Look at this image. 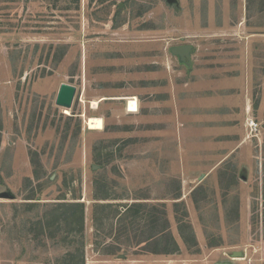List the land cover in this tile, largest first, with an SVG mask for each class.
Returning <instances> with one entry per match:
<instances>
[{"label":"rangeland","instance_id":"374dc122","mask_svg":"<svg viewBox=\"0 0 264 264\" xmlns=\"http://www.w3.org/2000/svg\"><path fill=\"white\" fill-rule=\"evenodd\" d=\"M3 192L0 264H264V0H0Z\"/></svg>","mask_w":264,"mask_h":264},{"label":"trees","instance_id":"16d2710c","mask_svg":"<svg viewBox=\"0 0 264 264\" xmlns=\"http://www.w3.org/2000/svg\"><path fill=\"white\" fill-rule=\"evenodd\" d=\"M252 1V0H251ZM255 0H253L254 2ZM38 177V176H37ZM28 200H33V198H28ZM35 208H39L40 205H33ZM55 206L53 210H47L44 213L43 217H39V226L46 228H51L55 224L60 226V223H74V232H78L82 234L80 237V241H74L78 245L75 246L74 251H70L66 254V256L61 261V264H85V240L83 238V229H84V222H85V205L80 202L76 203H61L59 205H52ZM50 207V206H48ZM130 209V208H129ZM128 209V210H129ZM96 219V217L94 216ZM188 240L191 239H187ZM65 242V238L63 239ZM176 246V245H175Z\"/></svg>","mask_w":264,"mask_h":264},{"label":"water","instance_id":"95a60500","mask_svg":"<svg viewBox=\"0 0 264 264\" xmlns=\"http://www.w3.org/2000/svg\"><path fill=\"white\" fill-rule=\"evenodd\" d=\"M191 52H192V47L189 45L175 47L172 49V53L175 56L179 57L180 61L183 63H188L191 60ZM76 94H77V87L71 84L63 83L58 91V95L56 98V105L61 108L71 109L74 104ZM0 198L14 200L15 195L11 192H3L0 193ZM243 257L244 255L242 252L233 253V258H243Z\"/></svg>","mask_w":264,"mask_h":264},{"label":"bare ground","instance_id":"6f19581e","mask_svg":"<svg viewBox=\"0 0 264 264\" xmlns=\"http://www.w3.org/2000/svg\"><path fill=\"white\" fill-rule=\"evenodd\" d=\"M69 113V112H68ZM87 124L92 130H102L104 128V121L99 117H91L87 120Z\"/></svg>","mask_w":264,"mask_h":264},{"label":"crops","instance_id":"0c3cea01","mask_svg":"<svg viewBox=\"0 0 264 264\" xmlns=\"http://www.w3.org/2000/svg\"><path fill=\"white\" fill-rule=\"evenodd\" d=\"M131 102H132V108L134 109L133 111H136L135 113H138L139 112V101H138V99H133V101H131ZM95 104H97V103H95ZM246 110H248V108Z\"/></svg>","mask_w":264,"mask_h":264},{"label":"built area","instance_id":"2783aa9c","mask_svg":"<svg viewBox=\"0 0 264 264\" xmlns=\"http://www.w3.org/2000/svg\"><path fill=\"white\" fill-rule=\"evenodd\" d=\"M249 126H250V128H251L253 131H257V130H258V124H256L254 120L250 121Z\"/></svg>","mask_w":264,"mask_h":264}]
</instances>
